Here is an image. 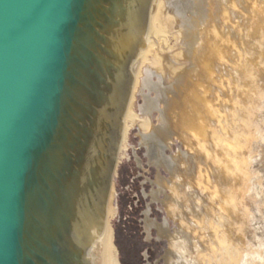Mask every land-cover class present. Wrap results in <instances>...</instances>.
<instances>
[{
    "label": "water",
    "instance_id": "water-1",
    "mask_svg": "<svg viewBox=\"0 0 264 264\" xmlns=\"http://www.w3.org/2000/svg\"><path fill=\"white\" fill-rule=\"evenodd\" d=\"M162 0H0V264H97Z\"/></svg>",
    "mask_w": 264,
    "mask_h": 264
},
{
    "label": "rangeland",
    "instance_id": "rangeland-1",
    "mask_svg": "<svg viewBox=\"0 0 264 264\" xmlns=\"http://www.w3.org/2000/svg\"><path fill=\"white\" fill-rule=\"evenodd\" d=\"M260 2L202 0L197 6V0H162L159 13L161 22L166 26L167 42L160 44L150 38L155 47L150 49L143 61L129 105L137 119L132 123L128 121L125 139L120 141L107 203V210H110L107 222L112 228V241L119 264H172L168 263L169 259L175 258L172 237H181L183 232L192 237L196 236L193 230H199L206 233L208 240L211 235L208 232L213 230L210 219L205 218L202 224L199 219L206 209L207 192L197 185L196 141L185 127L196 128L198 124L202 127L207 121L209 134L218 124L217 116L208 119L207 103L217 106L214 108H218L220 115L230 113L231 104L236 101L233 91L236 89V93L241 81L246 79L252 90L259 87V91L257 102L247 105L248 113L251 112V124L243 131L247 139L243 174L231 183L228 190L234 193V202L244 209L247 219L244 225L248 226L244 238L246 243L235 261L239 264H264V42L257 47L259 38L251 30L249 32L253 24V7ZM211 32H214L213 35ZM208 39H211V44H208ZM214 41L218 42L215 45H221V50L224 49L223 57L211 48ZM243 60L258 62L257 79L249 74V62L244 63ZM146 70L150 72L148 76H144ZM231 82L237 87L233 88ZM231 88L233 95L229 93ZM226 99L230 106L219 105ZM144 120H149L150 125L146 126ZM147 138L148 141H158L152 146V152ZM177 155L181 161L179 165ZM178 177L180 181L188 182L187 191L196 189L205 203L203 209L198 210L194 206L200 203L196 198L193 197L191 203L190 196L183 197L179 202L180 220H174L170 217L167 203L171 200L169 186L178 184ZM212 217L211 222L216 223L218 220ZM234 223L235 226L238 223L235 217ZM191 237L190 246L197 239ZM238 240L230 246V250L240 245ZM198 242L204 245L201 240ZM185 245L188 247L186 242Z\"/></svg>",
    "mask_w": 264,
    "mask_h": 264
},
{
    "label": "bare ground",
    "instance_id": "bare-ground-1",
    "mask_svg": "<svg viewBox=\"0 0 264 264\" xmlns=\"http://www.w3.org/2000/svg\"><path fill=\"white\" fill-rule=\"evenodd\" d=\"M201 1L202 0H197L196 5L199 6ZM261 1L262 2H260L259 5H257V6L255 4H254L255 6L253 5L254 6L253 12L251 11L252 14L250 13L252 15L251 17L253 19V21H252L253 24H252V28H249V32L251 30L256 35V37L259 38L260 41L257 44V47L262 42H264V39H263V34H264V30H263V27H264V0H261ZM230 3H231V1H230ZM197 6H196V8H197ZM238 11H240V10L238 9ZM223 13H225V12H223ZM249 17H250V15H249ZM227 23H229V22H227ZM165 27L166 26L163 25V23L161 22L160 13H158V16H157L151 37L154 38L155 40H158V42L160 44L162 42H164V43L167 42ZM250 27H251V25H250ZM212 31H214V29H212ZM252 32H251V35H252ZM213 33H212V35H213ZM221 37H223L222 34H221ZM212 38L214 39V36ZM216 38H217V36H216ZM223 38H226V37H223ZM210 40L208 39V42ZM219 40H220V38H219ZM223 40H226V39H223ZM215 42L216 41L213 42L214 46L211 48H213L216 51V53L218 54L219 57H223L224 53L222 50H224V49L221 50V48H220L221 45L220 46L215 45ZM220 42H221V40H220ZM223 42L224 41H222V43ZM216 43L218 44V42H216ZM208 44H211V42H209ZM226 44H228V43H226ZM222 45H224V44H222ZM234 45L235 44H233V45L231 44V46H234ZM225 46H227V45H225ZM154 47H155V44L150 39L144 60L146 58L147 53L150 51V49H152ZM242 49H243V47H242ZM247 51H249V50H247ZM259 53H261V52H259ZM237 54H239V53H237ZM260 55H262V54H260ZM260 55H258V56H260ZM241 57H243V55ZM261 57L262 56H260L259 58H261ZM247 58H249L248 55H247ZM234 59L235 58H233V60ZM243 61L245 63V61H247V60H243ZM237 62H239V61H237ZM247 62H249V61H247ZM233 63H235V65H237L236 61H234ZM239 63H242V62L240 61ZM257 63L258 62H256V64H255V61L249 62V64H250L249 74L252 76L253 79L254 78L257 79V77H258L257 71L259 69L257 67L258 66ZM230 66L233 67L234 64H233V66L232 65H230ZM240 66H241V64H240ZM237 67H238V65H237ZM243 68H244V66H243ZM148 74H150V72H148V70H146V72H144V76H148ZM243 75H244V73H243ZM235 76L236 75H234V77ZM237 78H238V76H237ZM241 80H245V79L241 78ZM226 81H228V79ZM230 81H232V80H230ZM231 83H232L231 85H233V82H231ZM247 84H248V81L246 79L245 81H241V84H240L241 86L239 88L237 86H235L236 84L232 86L233 88H234V86L237 87V92H236L237 95H235L236 89H235V91H233L232 88H231V90L227 89L228 91L230 90V92H229L230 95H233L232 91L234 92L233 97L236 98V101H234V103L231 104L232 108H230V109H231V112L236 111L235 113L233 112L231 114V112H230V113L225 114V115H223V114L220 115L219 114L220 111L218 110V108H216V109L214 108L217 106L213 107V105H211L209 102L207 103L208 119L213 118V117L216 118V116H217V124H218V125L216 124L217 126L213 127L212 129L210 128L211 129V131L209 133L210 135L207 133V130H208L207 121L204 124V126L200 127L198 124L196 126V128H193L190 126L188 127V126H186L185 123L182 122V125L184 127L186 126L185 128L191 132V135L195 139L194 141H196L195 148H197V158H195V159L197 160V173H196L195 177H196L197 185H198V187L204 188L205 191L207 192L206 193L207 194V202L205 204L206 209H204L205 211L203 212L202 217L199 216L200 217L199 218L200 224H202L203 221H205V218H209L210 219V225L213 228V230L208 232L211 234V235L208 234L209 235L208 240L206 238V233L203 234L199 230L196 231L193 229L192 230L196 236L191 237L188 233L186 234V232H185V234H184V232H183L182 233L183 236H181V237H178V236L172 237V243H171L172 244V252H173L175 258L169 259L168 263L179 264V262H180V264H239V261H237V260L235 261V259L239 256V253L241 252L242 248H244V244L246 243V242L244 243V238L246 236L248 226L244 225V224H246V220H247L244 209L242 207H240V205H237V203L234 202L235 195L233 192H229L228 187L231 185L232 182H235L237 180V178L239 176H242V174H243V165H244V160H245V157H244L245 156V146L247 143V139H246L245 133H243V131L248 129L249 125L251 124V122H250L251 121V119H250L251 112L248 113L249 110H247V105H249L251 103L253 105V103L257 102V97H258L257 94H258L259 90H257V88H259V87H255V90H252V88L249 87ZM254 86H256V85L254 84ZM222 87H223V85H222ZM224 87H226V86H224ZM226 88H224V89H226ZM224 92H225V90H224ZM227 101H228L227 99L224 100L223 103H222V101L221 102L219 101L220 103H222L219 105H222V107L229 105L227 103ZM228 115H230V118ZM227 116H228V118H227ZM136 119H137L136 113H134L133 110L129 106L128 111H127V115H126V118H125V121H124V124L122 127V130H121V134H120V137L118 140V151H119L120 141H122V142L124 141L126 132L129 128L128 121L132 123V122L136 121ZM143 122L146 126L150 125L149 120H144ZM218 129H220V130H218ZM147 143L149 144L148 148H151V152H152V150H153L152 146L157 144L158 141H154L153 139H150L148 141V138H147ZM189 146H191V145H189ZM117 155H118V152H117ZM190 155H191V153L189 154V156ZM176 160H177V163L179 165L181 162L179 160V155L176 156ZM189 160H191V159H189ZM188 174L190 175L189 171H188ZM179 178L180 177H178V179ZM187 179H190V178H187ZM203 180H204L205 184H203ZM187 183L188 182H184L183 180L180 181V179H179L178 184L173 183L169 186L170 193H171V200L167 203V209H168V212L170 214V217H172L174 220L175 219L180 220L179 219V202L185 196H186L185 199L187 198V196H190L189 202H191L193 197L196 198L200 203H199V205H194V206L197 207L198 210L203 209V206H204L203 203H205L204 202L205 199L202 198L201 196H199V194L197 193L198 191L196 189H192L191 191H187V189H186ZM111 186H112V184H111ZM110 190H111V188H110ZM110 190H109V193L107 195L106 202H105V208H104V214H103V220H102V226H101V232H100V238H99V244H98V250H97V256H96L97 264H119L117 261V258L115 256L116 255V249H115L113 241H112V228H111L110 224L107 222V216H109V211H110L109 209L107 210V203L109 200ZM190 205L192 206V204H190ZM181 206H182V204H181ZM190 211H192V210H190ZM181 214H183V213H181ZM196 215H197V212H196ZM183 216H184V214H183ZM212 216H214L218 220L216 223L214 221L211 222L212 218H213ZM234 217H235L236 222H238V223H236V226H235V223L233 224ZM185 219H187V218H185ZM185 219H182V220H185ZM247 225H249V223H247ZM188 228H189V226H188ZM234 235L237 236V238H235ZM190 237H191V239L197 238V239H195L194 242H192V246H190V243H191ZM236 239H239L238 241H239L240 245L239 246L235 245L232 248V250H230V246L235 242ZM198 240H201L202 242H204V245L200 244L198 242ZM185 242L188 244V247H186ZM220 256H221V259H219ZM217 258L219 259L218 262H216Z\"/></svg>",
    "mask_w": 264,
    "mask_h": 264
}]
</instances>
